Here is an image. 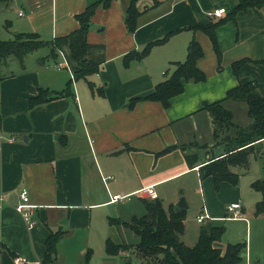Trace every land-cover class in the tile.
<instances>
[{"label": "crops", "instance_id": "obj_1", "mask_svg": "<svg viewBox=\"0 0 264 264\" xmlns=\"http://www.w3.org/2000/svg\"><path fill=\"white\" fill-rule=\"evenodd\" d=\"M100 1L0 0V40L33 32L53 41L78 28L77 15ZM130 1L113 0L96 9L88 40L105 45L106 61L87 79L72 80L70 69L57 66L58 60L63 61L61 50L53 56L49 46L29 53L23 63L10 57L2 66L0 264H44L46 241L57 232L62 235L56 243L57 260L51 264H85L89 246L102 237L105 242L109 236L114 238V231L115 240L138 243L140 237L131 228L122 226L120 231L109 219L130 221L136 213L144 209L146 213L142 197L152 198L142 190L150 185L167 210L184 202L182 239L188 245L192 244L185 239L188 215L199 222L206 210L211 218L199 223L218 224L228 218L229 204L242 203L238 187L225 181L216 190L212 177H201L200 166L189 167L186 154L198 153L202 163L225 152L219 137L215 138L210 114L202 109L205 102L223 99L230 88L251 81L257 84L251 96H264V62L259 61L264 59V9L241 10L235 20L217 28L222 51L219 70L209 36L187 27L221 18L209 16L217 8H225L222 17L230 14L238 0H160L156 6L153 0H140L147 7L134 33L125 24ZM179 28L183 29L144 59L124 64L127 53ZM193 39L204 48L198 65L207 79L186 82L184 92L173 97L167 108L159 101L143 100L169 75L173 62L186 59ZM244 58L253 61L236 76L232 63ZM69 80L74 98L29 108L30 98L41 87L61 90ZM88 81L95 84V92ZM102 88L104 95H100ZM134 98L139 99L131 105ZM187 140L197 143L188 149ZM258 145H264V140ZM24 188L33 205L29 221L16 208ZM114 195L122 199L111 202ZM194 195L201 197L200 205ZM129 233L139 241H128ZM228 244L220 240L216 246L224 251Z\"/></svg>", "mask_w": 264, "mask_h": 264}, {"label": "trees", "instance_id": "obj_2", "mask_svg": "<svg viewBox=\"0 0 264 264\" xmlns=\"http://www.w3.org/2000/svg\"><path fill=\"white\" fill-rule=\"evenodd\" d=\"M113 0H101L89 5L82 13L78 14L79 27L67 35L57 37L53 41L43 40L38 33H18L15 39L0 40V82L4 75L3 64L14 57L24 62L25 57L41 47L49 46L50 55L56 56L59 51H65L70 63L73 79H87L88 76L98 73L106 61V49L104 44L91 43L88 40L92 26V17L96 9L103 5L107 7ZM139 0H131L125 11V24L130 33H134L139 25L144 11L138 6ZM239 3L230 14L217 20L211 19L206 24L189 26L188 29L203 30L210 38L217 54L219 66L222 69V51L217 38V28L229 20H235L237 12L248 8L264 9V0H238ZM160 0H155L158 4ZM183 28L171 31L164 37L148 42L142 50H133L124 56V64L129 65L133 60H142L148 56L157 45L166 43L173 34ZM205 51L197 39H193L188 45L187 57L184 61L173 62L175 69L172 74L155 87V90L142 98L143 100L159 101L164 107L171 105V99L185 90L186 82H203L207 74L198 65ZM253 61L249 58L236 60L232 63V69L239 76L243 66ZM264 62V59L259 60ZM257 62V61H256ZM69 80L65 88L51 90L41 87L38 93L30 98L29 108L50 102L62 97H75L72 88L73 81ZM92 91L95 92V84L88 81ZM256 83L247 82L230 88L225 98L205 102L202 109H207L212 117L215 138H223L225 152L215 155L200 163L198 153L186 154L190 168L199 167L202 178L212 177L216 190L220 189L223 182L237 185L240 175L233 170L235 166H241L247 170L250 166V158L257 150V144L264 140V96H251L256 88ZM99 92V91H98ZM100 95H104L103 88ZM139 98L131 99V105ZM228 99L245 102L248 106V115L252 119L249 126L238 125L234 121L232 110L224 106ZM251 187L262 193V198L255 204V215L264 214V178L252 182ZM146 213L142 216H134L130 221H123L118 217H110L109 223L113 228L126 226L131 228L139 237L136 244L127 243L124 239L117 241L113 236L106 239V252L110 256L122 254V251H130L141 261V264H239L243 259L245 244L242 242L229 243L223 251L216 246L222 239L226 227L221 224L206 223L200 227L199 237L194 245H188L182 236L185 232L186 209L176 212L174 206L168 210L159 199L147 200L143 198ZM182 206L184 204L183 201ZM61 232L51 234L46 241V254L44 264H51L57 260L56 243ZM134 250V251H133ZM93 249L89 248L84 255V263L91 264ZM125 264H133L129 259Z\"/></svg>", "mask_w": 264, "mask_h": 264}, {"label": "rangeland", "instance_id": "obj_3", "mask_svg": "<svg viewBox=\"0 0 264 264\" xmlns=\"http://www.w3.org/2000/svg\"><path fill=\"white\" fill-rule=\"evenodd\" d=\"M158 4H155V0H153L152 6H156ZM138 6L141 10H144L147 7L141 4L140 0L138 1ZM59 61L62 60H58L57 63ZM174 68L175 66H173L171 70L167 69L169 75L173 73ZM65 70H67V68ZM224 106L233 111L234 121L236 124L249 126L252 123V119L248 115V106L245 102L228 99L224 102ZM204 110L206 113L210 114L207 109ZM218 140H223V138H219ZM196 143L197 142L192 140L185 141V145L188 149L193 148ZM258 146L259 147H257L256 152L250 158V167L247 170L241 166L233 167L240 175L239 182L235 186L239 188L238 190H240L239 198L242 200L241 206L245 208V212H243V215L240 218L225 217L226 219L217 222L218 224L226 227V231L221 239L222 242H242L245 244L246 247H244L243 259L239 264H264V214L257 216L254 213L255 204L262 198V193L251 187L253 181L264 178V145ZM137 200L140 201L143 206L141 209H144L142 200ZM194 200L197 202V205H200V196L194 195ZM120 203L123 204L122 202ZM143 211L144 212L142 213H136V215L142 216L145 213V209ZM187 219L189 225L187 233L185 234V239L187 242H191L192 244L190 245L192 246L198 240V233L202 223L197 222L190 215L187 216ZM121 227L122 226H119L120 231L122 230ZM114 232V238L116 237L118 239L116 231ZM126 238L131 242L139 241L137 236L134 237V235L130 233L128 234V237L126 236ZM104 242L105 239L102 237L96 240L95 245L89 246L93 248V254L90 261L91 264H125L129 259L132 260L133 264H141V261L135 257V254L127 250L123 251V254L114 256L108 255ZM73 253L75 254L74 251Z\"/></svg>", "mask_w": 264, "mask_h": 264}, {"label": "built area", "instance_id": "obj_4", "mask_svg": "<svg viewBox=\"0 0 264 264\" xmlns=\"http://www.w3.org/2000/svg\"><path fill=\"white\" fill-rule=\"evenodd\" d=\"M225 11L226 10H225L224 7L217 8V9H215L213 11H210L209 15L211 17H222L223 14L225 13ZM60 54H62V56H63V61H59L57 63V66L59 68L63 67V68H68V69L71 70V66H70V63H69V61L67 59L66 54L63 51H60ZM142 191L146 192V194L148 196H150V198H152V199H157L158 196H159L157 190L154 187V185L147 186ZM20 195H21V202L17 205L16 208H17V210L20 213L23 214L25 220L29 221V215H30V210L29 209H31L33 207V205L30 204L29 190L27 188H24ZM120 199H122V196L114 195L111 198V202H115V201H118ZM227 211H228V215H227L228 218H240L243 215L242 206H241L240 202H233V203L229 204L227 206ZM210 218H211L210 215L205 210L203 213L200 214V216L198 217L197 220L199 222H205V221H207ZM30 224H32V222H30Z\"/></svg>", "mask_w": 264, "mask_h": 264}, {"label": "water", "instance_id": "obj_5", "mask_svg": "<svg viewBox=\"0 0 264 264\" xmlns=\"http://www.w3.org/2000/svg\"><path fill=\"white\" fill-rule=\"evenodd\" d=\"M174 209H175L176 212H181V211H183V207L181 206V202H177V203L175 204ZM242 209H243V208H242ZM243 211H244V209H243Z\"/></svg>", "mask_w": 264, "mask_h": 264}]
</instances>
